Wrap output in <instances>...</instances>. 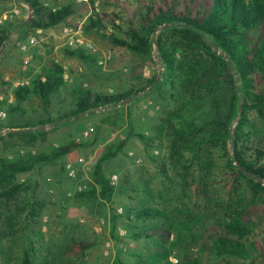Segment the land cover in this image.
Instances as JSON below:
<instances>
[{
  "label": "rangeland",
  "instance_id": "obj_1",
  "mask_svg": "<svg viewBox=\"0 0 264 264\" xmlns=\"http://www.w3.org/2000/svg\"><path fill=\"white\" fill-rule=\"evenodd\" d=\"M119 34L122 35L121 32ZM161 34L162 31L159 30L152 37L153 51L148 57H140L113 46L110 41H105L104 46L97 45L102 51L113 52L112 60L103 67L70 57L66 52L67 47L63 46L58 59L69 61V67L65 70L69 79L65 81L66 87L54 95L49 112L44 111L39 99L32 98L24 105L26 114L7 113V118L4 119L6 123L3 119L0 120V157L10 160L25 157L29 153L48 154L60 145L73 142L88 125L94 127L92 137L70 156L18 176L16 182L23 183L22 191L10 202L1 204L0 264H22L27 248L33 264H114L117 258L133 262L138 257H150L158 248L151 241L131 239V226L142 228L163 225L164 221L159 218L138 220L135 216L129 220L124 215L126 208L138 210L156 207L174 219L183 216L185 212L198 214L205 207L210 212L223 214L220 207L231 210L250 201L264 203V195L250 189L249 184L230 165V157L234 154L231 142L227 145L218 141L195 146V141H199L201 135L211 132L214 127L205 125L198 136L188 137L181 142H175L165 130L160 132L165 119L185 98L198 99L203 96L204 110L211 113L209 118L213 114L218 117L215 112L219 110L224 115L226 106L224 99L219 97L222 95L217 96L219 98L206 96L209 93L206 80L195 84L190 82L192 73L201 74L204 71L197 64L202 62L201 52L185 47L183 41L171 33L163 38L178 67L176 76L172 79L174 84L171 85L165 79V68L156 43ZM12 43L8 44L7 52ZM22 43L19 42V47L15 48L14 53L11 51V55H6L5 51L3 57H0V73L4 69L7 73L4 74L5 77L10 72L15 75L18 72L9 69L12 65L17 67L21 62L23 64L24 53L20 48ZM204 56L207 57L205 54ZM52 59L56 60L57 57ZM46 64L45 67L48 66ZM155 79L157 81L153 85ZM7 82L11 83L4 88L0 84V90L3 89L4 93L7 89H13L14 81ZM78 86L99 94H113L131 88L144 90L137 98L124 101L119 106L101 107L88 117L51 126V123L58 121L60 116L72 109V92ZM256 117L255 112L250 114L253 121L257 120ZM42 120L48 122L44 128L46 135L43 136L35 132L42 127ZM17 123L27 124V127L18 130L30 131L34 135L1 134L4 124L15 126ZM237 123L238 120L235 126ZM130 131L145 134L155 143L147 149L138 137H128ZM124 140L127 143L123 151L105 165V172L110 180L112 175L118 176L112 201L80 198V186L86 185V189H89L94 182L92 172L86 175L79 160L87 159L91 167V163L107 145ZM67 162H73L79 170V175L74 180L66 174ZM195 184L200 185V190L194 187ZM205 189L208 195L204 193ZM240 199L244 201L242 205ZM32 206L37 210L35 218H29L27 214ZM37 235L41 237L36 238ZM262 238L264 223L249 239ZM171 239L174 241L175 237L172 236ZM79 241L95 245L83 257L70 255L69 248ZM209 242L210 237L206 236L194 245H180L171 259L173 262L178 258L199 260L204 264L225 262L216 260L206 251Z\"/></svg>",
  "mask_w": 264,
  "mask_h": 264
},
{
  "label": "trees",
  "instance_id": "obj_2",
  "mask_svg": "<svg viewBox=\"0 0 264 264\" xmlns=\"http://www.w3.org/2000/svg\"><path fill=\"white\" fill-rule=\"evenodd\" d=\"M17 1L25 2L35 12L30 25L23 22L29 29L47 30L61 25L76 26L80 19L88 16L83 25L85 35H97L110 41L113 46L140 57L152 54V37L161 30L162 34L156 43L165 68V79L171 85L174 84L172 79L176 76L178 66L163 36L171 33L183 41L185 47L199 50L202 62L197 64L204 71L201 74L192 73L189 80L192 84L206 80L209 90L207 97L222 95L219 97L226 103L225 114L222 115L219 110L215 112L218 117L213 114L209 118L211 113L204 110L203 96L198 99L185 98L165 119V125L160 132L165 130L171 139L181 142L188 137L198 136L205 125H211L213 130L201 135L200 140L195 141V146L218 141L227 145L231 142L234 154L230 157V165L249 184L250 189L264 195V0H71L56 9L44 5L40 0ZM96 2L100 3V11L95 9ZM109 8L112 11H107ZM110 26L113 28H109ZM12 27L11 23L0 27V50L10 39ZM66 52L71 57L98 65L97 57L85 50L66 48ZM204 54L207 55L206 58ZM31 57L30 67L34 59L32 55ZM64 73V67L60 63L49 60L48 66L31 77L29 85L13 88L12 104L5 100L0 106L8 115L26 114L24 105L32 98H37L48 113L54 95L66 87ZM25 77L30 78L29 74ZM156 81L155 79L152 82L153 85ZM1 84L10 83L2 81ZM142 90L144 89L137 91L136 88H131L113 94H99L78 86L72 92V109L60 116L58 121L51 123V126L88 117L101 107L119 106L124 101L137 98ZM252 112L257 115L255 121L250 118ZM47 123L42 120V127L35 132L46 135L44 128ZM14 125L4 128L13 131L27 127V124L21 123ZM5 135L34 134L17 130ZM132 135L138 137L147 149L155 143L145 134H134L130 131L128 137ZM126 141L107 145L95 158L91 163L94 184L89 189L80 191V198L112 201L116 187L107 177L105 165L123 151ZM85 142L79 144L74 140L54 148L48 154L29 153L15 160L0 157V217L1 204L10 202L22 191L23 183L16 182L19 175L29 173L41 165L54 164L76 152ZM235 163L237 165L234 166ZM194 187L200 190L199 184ZM204 193L208 195L206 189ZM240 202L242 205L244 201L240 199ZM220 209L223 214L210 212L205 207L198 214L185 212L183 216L173 219L156 207H143L138 210L126 208L124 215L129 220L133 216L138 220L159 218L164 224L142 228L131 226V239L151 241L158 251L148 258L138 257L133 262L117 258L114 264H204L199 260L179 258L173 262L171 256L180 245H194L206 236L210 237L206 251L216 260L225 261L221 264L264 263V238L249 239L264 223V203L250 201L240 208ZM36 213L37 210L32 206L27 214L29 218H35ZM116 218L115 214L114 219ZM172 236L175 237L174 241H171ZM40 237L37 235L36 238ZM94 245L87 241L75 242L68 252L70 255L83 257ZM22 264H33L28 248Z\"/></svg>",
  "mask_w": 264,
  "mask_h": 264
},
{
  "label": "crops",
  "instance_id": "obj_3",
  "mask_svg": "<svg viewBox=\"0 0 264 264\" xmlns=\"http://www.w3.org/2000/svg\"><path fill=\"white\" fill-rule=\"evenodd\" d=\"M40 1L44 5H47L53 9H56L57 7L64 5L65 3L69 2L66 0H40ZM79 1H86L87 2L88 0H79ZM0 8L3 11L12 10V9L21 10V15L19 17L15 18V19L7 20V22L5 23V24L11 23V24H13V27L11 28L10 39L5 44L4 48L3 49L1 48V50H0V57L1 56L3 57V53L6 51L8 44H10L11 42H13L11 49L9 50V52H7V51L5 52V53H7L6 55H11V51H12V53H14L15 48L19 47V46H17V45H19V42H23L22 44L27 43L28 40L33 35L37 36V38H38V42L36 44L31 45V53H32L31 55L34 58L32 66L31 67L28 66L27 68L24 69L22 62H21V64H18L17 67L14 64L9 69H14V70H16V72L17 71L18 72L16 73V75L14 73L10 72L7 77L4 76V74H7V73H5L4 69H3L0 73V77H1L0 84L2 81H4L3 79H5L6 82L7 81H14V82L22 81V80L26 79L25 76H27L28 74L30 76V78L28 77V79H31V77L33 75L40 72L42 70V68H44L45 65H47L46 63H48V61L54 57H57L56 61L58 63L61 62L60 64L64 67V70L68 69L69 61H64V60L60 61L58 59V56L60 57V54H61L60 48H62L63 46L66 48L64 38H63L64 25H61V26H58V27H55L52 29H47V30L29 29L26 26L27 24L25 25L23 23L24 21H26L28 19L29 13H31L30 6L27 5L25 2H19L17 0H0ZM95 9H96V11L101 10V6H100L99 2L95 3ZM87 17L88 16H86L85 19H83V20L80 19L79 23L84 25V22L87 19ZM86 36H87V38L92 40L98 46H100V45L104 46V45H106L104 42L108 41V40H105L102 37H99L97 35H92V36L86 35ZM7 59H9V58H7ZM60 59H62V58H60ZM53 60H55V59H53ZM15 78H17V79H15ZM9 83H11V82H9ZM1 87L4 88L5 84H1ZM5 91H7V92L4 93L3 89L0 90V103L5 102V100H7L8 98H12L14 100L13 89H11L10 91L7 89ZM2 111H5V110L0 106V113ZM86 116H88V115H86ZM6 118H0V120L3 119L2 121L6 123V120H4ZM15 122L16 121H14V123ZM5 125L6 124H4V127H5ZM17 130L18 129H15L12 132H15Z\"/></svg>",
  "mask_w": 264,
  "mask_h": 264
},
{
  "label": "built area",
  "instance_id": "obj_4",
  "mask_svg": "<svg viewBox=\"0 0 264 264\" xmlns=\"http://www.w3.org/2000/svg\"><path fill=\"white\" fill-rule=\"evenodd\" d=\"M21 15V10L19 9H12V10H5L3 11L0 8V27H2L7 20L15 19ZM83 24L79 23L76 26L67 25L63 28V38L65 42V46L71 50L75 49H82L85 50L93 55H95L98 59V65L99 66H106L113 58V52L112 51H102L92 40L87 38V36L84 33ZM38 42L37 36L33 35L29 39L27 43L22 44L21 49L24 53L23 58V67L24 69L27 68L31 61L32 57L30 54L31 45L36 44ZM69 79V74L67 72L64 73V80L67 81ZM45 80V79H44ZM30 79L26 78L22 81H17L12 83V88L17 87H23L26 85H29ZM8 103L12 104L13 99L8 98ZM1 118H6L7 113L5 111H2L0 113ZM12 132L9 128H4L1 130V134H6ZM94 133V127L92 125H88L76 138V143H83L87 140H89ZM132 155V153H130ZM80 164L82 165L84 169V173L86 175L91 173V167L89 166V161L85 158H81L79 160ZM66 174L68 178L70 179H76L79 175V170L77 166L73 162H67L66 164ZM111 182L113 185H116L118 182V176L112 175L111 176ZM87 188L86 185L80 186L79 191L85 190ZM122 212V210H120Z\"/></svg>",
  "mask_w": 264,
  "mask_h": 264
},
{
  "label": "water",
  "instance_id": "obj_5",
  "mask_svg": "<svg viewBox=\"0 0 264 264\" xmlns=\"http://www.w3.org/2000/svg\"><path fill=\"white\" fill-rule=\"evenodd\" d=\"M30 9H31V13H30V16L28 17V19L26 20V24L27 25H30L31 24V22H32V19L34 18V16H35V12L33 11V8L32 7H30Z\"/></svg>",
  "mask_w": 264,
  "mask_h": 264
}]
</instances>
